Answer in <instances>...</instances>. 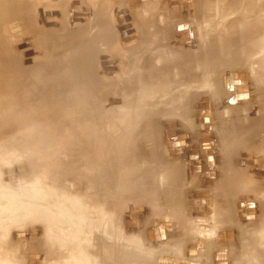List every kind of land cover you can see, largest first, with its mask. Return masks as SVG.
Returning a JSON list of instances; mask_svg holds the SVG:
<instances>
[{
	"label": "rangeland",
	"instance_id": "374dc122",
	"mask_svg": "<svg viewBox=\"0 0 264 264\" xmlns=\"http://www.w3.org/2000/svg\"><path fill=\"white\" fill-rule=\"evenodd\" d=\"M112 1L114 4L127 2ZM138 1V10L131 9L130 13L125 5L117 6L106 21L105 13L101 17L97 10L92 17L91 12L81 6L83 4L79 6L78 0H72L68 12L63 10V4L56 8V0H0V47L3 49L0 57H5L13 69L12 77L22 76L25 88L30 91L28 106L31 110L26 112L29 119L24 112H19L20 109L16 110V114H23V121H26H21L20 125L13 122L14 129L13 126L8 128L9 158L0 157V264H113L110 262L113 259L120 261L118 264H151L153 257L156 264H164L171 257L166 255V246H169L166 238H161L165 242L160 246L153 245L155 240L149 239L152 240L149 245L145 240L146 230L153 231L160 226L143 231L142 222L139 229L135 225L137 213L141 212L143 218L144 209L134 206L143 205L147 210L145 214L149 211L148 202L139 196L137 183V186L133 181L117 185L114 182L115 169L107 168L108 176L102 177L103 170H97L95 166L96 172H93L96 176L91 175L93 182L90 177V182L82 176L75 179L74 175L70 176L72 173L67 177L63 173L60 176L61 171L73 169L72 164L76 161L68 155L69 152L65 154L62 147L70 143L69 140L59 137L60 141L56 142V110L77 112L81 105L90 104L98 97L101 108L94 103L88 109L93 114H103L100 115L104 117L100 131L107 133L111 140L132 135L128 132L134 129L139 142L136 139L132 143L134 146H130L136 150L133 156H139L136 157L137 177L141 173L156 183L164 182L163 186L167 174L156 171L163 169L162 166L157 168L156 155L167 151L169 144L164 143L167 130H172L166 135L170 141L184 137L190 145L196 142L197 145L191 146L193 150L188 151L190 156L195 152L194 147L201 144L203 152L199 149L196 156L201 158L198 161L202 167L205 166L204 157L210 155L209 158H213L212 149L208 148H214V124L264 117L260 108L264 104V45L260 44L264 38V0ZM119 14L129 23L131 30L128 32L132 34L129 37L121 31L123 28L119 29L124 35L118 32L116 16ZM45 19H53V22L48 20L44 27L42 22ZM108 60L115 68L104 71L103 62ZM42 70L48 75L44 76L46 82L36 77ZM89 77L93 78L92 82ZM233 79L234 86L235 83L242 85L241 92L233 88ZM47 85H51V89L56 87V96L43 93L44 88L50 89ZM31 101L34 106L29 103ZM18 106L22 108V105ZM119 109L127 112L122 113ZM196 109L205 126L197 119ZM76 116L80 117L78 112ZM170 122L174 124L168 125ZM32 127H38L39 132ZM206 129L210 131L203 132ZM181 132L187 134L177 135ZM204 133L211 138L199 141ZM31 134L35 137H30ZM208 139L212 146L207 143L209 147L202 148V140ZM172 152L175 153L171 155L176 154V149ZM56 155L60 156L59 163ZM179 155L192 161L186 152ZM78 156L79 165L85 164V160L81 163L82 157ZM133 156H123L122 180L134 173L131 168L135 162H132ZM251 157L255 160H245L243 166L251 167L255 174L261 173L262 168H258L254 154L248 152L246 158ZM107 158L111 160V157ZM1 159L8 164H3ZM189 165L188 171L192 168ZM57 166L64 169L57 172ZM87 170L82 167L79 171L85 173ZM191 172L199 174L203 180L204 175H208L205 181L202 180L207 185L215 176L214 173L202 175V170ZM100 183L104 185L100 186ZM194 195L199 207L207 206L206 190L195 191ZM56 202L60 204L56 205ZM248 206L254 216L251 220H244ZM205 213L203 209L196 211L199 215ZM129 220L134 222L135 226H131L136 230L127 225L125 228L124 221L128 223ZM190 231L197 237L188 244L186 255L181 258L191 264H264V195L248 201L237 214L236 223L221 225L219 232L202 228L200 224L191 226ZM151 233L148 231V237ZM223 234L224 239L231 240L220 242L218 238ZM207 239L212 242L209 250H206Z\"/></svg>",
	"mask_w": 264,
	"mask_h": 264
},
{
	"label": "crops",
	"instance_id": "0c3cea01",
	"mask_svg": "<svg viewBox=\"0 0 264 264\" xmlns=\"http://www.w3.org/2000/svg\"><path fill=\"white\" fill-rule=\"evenodd\" d=\"M78 1H80L79 6L83 4L81 6L85 11L91 12L92 17L97 10L101 17L103 12L110 17L111 11L120 5H125L131 13V9L133 11L137 9L139 3L138 0H127V2L114 0L118 2L117 5L112 0ZM71 2L72 0H56V8L63 4V10L68 12ZM260 108L264 111V104ZM250 119L253 117L251 116ZM213 134L214 157L217 164L214 169L212 168L215 176L211 184H204L201 176L189 173L187 159L178 160L175 156L166 154L157 168L160 165L165 168L170 178L166 177L164 186V182L158 181L159 191L151 190L147 186L144 189V193L148 195L149 204L146 206L149 211L141 220L143 231L164 224L170 233L169 246H166L168 256L186 255L188 244L197 237V234L190 231L191 226L200 224L202 228L216 229L219 232L221 225L236 223L237 214L242 212L248 201L264 195V117L257 116L255 120L234 119L228 124L221 123L216 126L214 124ZM248 152L254 154L258 168H262L261 173L255 174V170L252 171L251 167L243 166ZM172 166L176 169L173 170ZM198 190H206L208 193L207 206H203L204 208L199 207L195 200L194 193ZM198 209H203L206 213L196 214ZM227 216L230 218L229 222ZM211 243L210 240H206V250H209ZM151 264H156L154 257Z\"/></svg>",
	"mask_w": 264,
	"mask_h": 264
},
{
	"label": "bare ground",
	"instance_id": "6f19581e",
	"mask_svg": "<svg viewBox=\"0 0 264 264\" xmlns=\"http://www.w3.org/2000/svg\"><path fill=\"white\" fill-rule=\"evenodd\" d=\"M101 7V6H100ZM45 11H46V9H45ZM50 12H52V10L50 9L49 10ZM37 12V11H36ZM104 13V12H103ZM102 13V14H103ZM38 16V15H37ZM99 16V15H98ZM105 16V18H106V21L108 20V15H104ZM116 18H117V22L119 23H117L118 25H119V27H118V32H123V33H125V36H131L130 35V33L128 32V31H130L131 30V28L129 27V23L128 22H126V18L123 16V15H121V14H119V17L118 16H116ZM40 20V19H39ZM48 20H51V19H47V21H46V19L44 20L45 22H42L43 24H44V27H45V25H46V23H48ZM53 20V19H52ZM51 20V21H52ZM99 20V19H98ZM101 21L103 20V19H100ZM101 21H100V23H101ZM104 22H106L105 21V19L103 20ZM102 21V22H103ZM41 22V21H40ZM50 22V21H49ZM53 22V21H52ZM51 23V22H50ZM55 24V23H54ZM102 24V23H101ZM13 25V24H12ZM56 26V25H55ZM11 28H12V26H11ZM119 28H123L121 31H120V29ZM88 29V28H87ZM55 30V29H54ZM105 32V31H104ZM107 32H108V29H107ZM121 32V33H122ZM122 33V34H123ZM127 33H129V35L127 34ZM132 33V32H131ZM263 33V32H262ZM260 34V33H259ZM124 35V34H123ZM125 36H123L124 38H125ZM263 37H264V34L262 35ZM130 42V41H129ZM260 44L261 45H264V38H262L261 39V41H260ZM0 45H1V43H0ZM47 45V44H46ZM45 46V45H44ZM139 47H140V45H138ZM6 47V46H5ZM4 47V48H5ZM161 47V46H160ZM150 48V47H149ZM9 49V48H8ZM135 49H137L136 47H135ZM1 50H3V49H1V47H0V51ZM7 50V49H6ZM5 50V51H6ZM41 50V49H40ZM151 51V50H150ZM153 52V51H152ZM151 52V53H152ZM1 53H2V51H1ZM9 53V52H8ZM150 53V54H151ZM8 55H7V53H6V57H7ZM10 56V55H9ZM9 58V57H8ZM13 59L11 58V61H12ZM6 61H7V59H5V57L3 58H1L0 57V157H5V159L6 158H9V154H10V150H11V143H10V137H9V132L10 131H8L9 129V127L11 126H13L15 123L16 124H18L19 123V125H20V122L21 121H23V114H21V115H17L16 114V110L17 109H20V113L22 112H24L25 113V115L28 113V112H31V110L29 109V106H28V100H29V98H30V96H28L29 94L28 93H30V91H29V89H26L25 88V83L24 82H22V76L20 75H18V76H14V77H12V74H11V72H12V70L13 69H11V67L6 63ZM110 62L111 61H104L103 62V69H104V71L105 70H108V68L109 67H112L113 69L115 68V66H114V63H112L111 65H110ZM137 62V61H136ZM147 62V61H146ZM137 63H139V62H137ZM141 63L143 64V61H141ZM145 63V62H144ZM137 66H139V65H137ZM144 66V65H143ZM126 67V66H125ZM132 68H133V66H131ZM141 66H139L138 68H140ZM124 68V67H123ZM135 69H136V67H134ZM133 68V69H134ZM30 70V69H29ZM140 70V69H139ZM26 71H27V69H25L24 70V72L26 73ZM70 71V70H69ZM135 71V70H134ZM137 71V70H136ZM41 71H39V73L38 74H36V77H39V78H41V80H43L44 82H46V78L44 77L45 75H47V74H43V70H42V73H40ZM52 72V71H51ZM66 72V71H65ZM109 72V71H108ZM113 72V71H112ZM153 72V71H152ZM111 73V72H110ZM135 73V72H134ZM139 73V72H138ZM143 73V72H142ZM145 73V72H144ZM132 74H133V71H132ZM157 74H158V72H157ZM28 75V74H27ZM122 75V74H121ZM143 75V74H142ZM48 76V75H47ZM68 76V75H67ZM127 76V75H126ZM49 77H51L50 75H49ZM53 77V76H52ZM120 77V76H119ZM131 77V76H130ZM137 77H138V75H137ZM61 78H63V77H61ZM72 78V77H71ZM77 78V77H76ZM129 78V77H128ZM132 78V77H131ZM131 78H130V80H131ZM143 78V77H142ZM47 79H49L48 77H47ZM52 79L53 78H51L50 80L52 81ZM54 79H56V77L54 78ZM66 79V78H65ZM91 79V80H90ZM92 79L93 78H90L89 77V80L92 82ZM121 79V78H120ZM120 79H118V80H120ZM127 79V78H126ZM41 80H39L38 82H40ZM135 80V79H134ZM143 80V79H142ZM55 80H53V82H54ZM65 81V80H64ZM64 81H63V83H64ZM69 81V80H68ZM74 81H75V79H74ZM80 81V80H79ZM89 81V82H90ZM115 81V80H114ZM128 81H129V79H128ZM48 82V81H47ZM56 82V81H55ZM90 82V83H91ZM137 82V81H136ZM141 82V81H140ZM43 83V82H42ZM72 83V82H71ZM70 83V84H71ZM75 83H77V82H75ZM44 84V83H43ZM49 84V83H48ZM52 84V83H51ZM74 84V83H73ZM78 84V83H77ZM39 85V84H38ZM42 85V84H41ZM55 85V84H54ZM87 85V84H86ZM239 84H237L236 85V83H235V86H234V79H233V81H232V86H233V88H235V89H242V85H239ZM44 86H46L45 84H44ZM43 86V87H44ZM47 86H51V85H47ZM53 86V85H52ZM90 86V85H89ZM114 86V85H113ZM132 87V86H131ZM136 87V86H135ZM41 88V87H40ZM47 88V87H46ZM46 88H44L45 90H43V93H45V95L46 94H52V95H55V93H56V87L55 88H53V89H51V87H50V89H48V90H46ZM59 88H60V86H59ZM72 88H74V87H72ZM84 88V87H83ZM113 88V87H112ZM69 89H70V87H69ZM87 89H89L88 87H87ZM109 89V88H108ZM117 89V88H116ZM35 90V89H34ZM33 90V91H34ZM82 90V89H81ZM33 91H32V93H33ZM87 92V91H86ZM113 92V91H112ZM70 93V92H69ZM72 93V92H71ZM90 93V92H89ZM98 93V92H97ZM126 93V92H125ZM78 94V93H77ZM32 95H34V94H32ZM76 95V94H75ZM91 95V94H90ZM56 96V95H55ZM66 96H67V94H66ZM125 96H127V95H125ZM133 96V95H132ZM137 96V95H136ZM29 97V98H28ZM44 97V96H43ZM47 97H48V95H47ZM47 97H45V98H47ZM88 97V96H87ZM100 97V96H99ZM98 97H96L95 99H93L92 101H90V104H86V105H81L79 108L80 109H78V113H79V115H80V117H77L76 116V114H77V112L76 111H74V112H71V111H69V112H64V111H62L61 112V110L60 109H58V107H57V109L58 110H56V142L57 141H60V139H58L59 137L61 138V139H63V140H69V142L70 143H68L66 146H62L63 148H64V151H66V153L65 154H67V152H69L68 153V155H71L70 157H73V159H74V161H76V162H73V169H66V170H64L63 172L61 171V173H59L60 174V176L62 175V173L64 174L63 176L65 177H67V176H69L71 173H72V175H70V176H73V178H75V179H77L78 178V176H82V177H84L85 179H87V181H89L90 182V180H91V182H93L92 180H93V178L91 179V175H95V172H96V169L97 170H99V169H102L103 170V172H102V177L103 176H108L107 175V168H110V169H115V172H116V175H115V173L113 174V176L115 175L116 176V179L114 180V182L116 181L117 182V185H123L125 182H131V181H133V182H135L134 183V185L135 186H137V185H139L140 186V188L138 189L139 191V196H141L142 197V199L141 200H143L144 202H148V198L147 197H145V193H144V189L146 188V186L147 187H153V186H156V187H153V188H150L151 190H155V191H157L158 190V186H157V183L155 182V181H151V180H149V179H147V178H145V176L146 175H143V176H141V173H140V175L137 177V159H138V157H137V159H136V157H134L133 155L135 154V151H134V147H131L130 145H133L132 143L133 142H135V140L137 139V141H138V138L135 136V134H136V131H134V129L133 130H130V129H128L127 128V130L129 131L128 133H131L132 132V135H129V136H127V135H125L126 137H120V139H119V136L117 137V138H112L111 140L107 137V133L105 134L104 133V131L102 130V131H100L101 130V126L103 125V122H104V117L103 116H101L100 117V115H103V114H101L100 112H99V115L97 114H93V113H91L90 112V109H88V106L89 107H91L94 103H97V104H99L100 102H101V100L98 98ZM112 98V97H111ZM114 98V97H113ZM34 99V98H33ZM32 99V100H33ZM43 99V98H42ZM49 99V98H48ZM57 99V98H56ZM76 100V99H75ZM50 101V100H49ZM48 101V102H49ZM53 101V100H52ZM126 101H128L127 99H126ZM66 102V101H65ZM84 102V101H83ZM121 102H122V100H121ZM123 102H125V101H123ZM122 102V103H123ZM29 103H31V105H33L34 106V104H32V101L31 102H29ZM49 103H52L53 104V102H49ZM54 103H56V102H54ZM67 103V102H66ZM126 103V102H125ZM199 103H201V101H199ZM207 103V102H206ZM124 104V103H123ZM127 104V103H126ZM18 105H22V106H20V107H22V108H18L19 106ZM31 105H30V107H31ZM48 105V104H47ZM72 105V104H71ZM96 105V104H95ZM100 105V104H99ZM102 105V104H101ZM101 105H100V108H101ZM121 105V104H120ZM120 105H118V106H120ZM37 106V105H36ZM44 106V105H43ZM53 106H55V104H53ZM62 106V105H61ZM69 106H70V104H69ZM122 106V105H121ZM124 106V105H123ZM127 106V105H126ZM125 106V107H126ZM201 106V105H200ZM17 107V108H16ZM48 107V106H47ZM87 107V108H86ZM114 107H116L117 108V104H116V106H115V104H114ZM210 107H211V105H210ZM41 108V107H40ZM44 108V107H43ZM63 108V107H62ZM72 108V107H71ZM78 108V107H77ZM119 108H121L122 109V107H119ZM127 108V107H126ZM196 108H198L197 106H196ZM201 108V107H200ZM14 109H15V111H14ZM35 109V108H34ZM99 109V108H98ZM118 109V108H117ZM121 109H119L120 111H122ZM123 109H125V108H123ZM92 110V109H91ZM103 110V109H102ZM114 110H116V109H114ZM128 110H129V108H128ZM201 110H203V109H201ZM205 110H207V109H205ZM13 111H14V113H13ZM17 111V112H18ZM60 111V112H59ZM68 111V110H67ZM124 112L126 111V110H123ZM123 111H122V113H123ZM138 111V110H137ZM200 111V110H199ZM210 111H211V108H210ZM27 112V113H26ZM83 112V113H82ZM119 112V111H118ZM127 112V111H126ZM206 112V111H205ZM82 115H81V114ZM102 113H104V112H102ZM16 114V115H15ZM74 114H75V116L77 117V118H75L74 117ZM125 114V113H124ZM123 114V115H124ZM129 114V113H128ZM199 113H198V109H196V117H197V119L198 120H200V124H202V125H204L205 126V124H204V122H203V118H199V115H198ZM28 115V114H27ZM26 115V116H27ZM31 115V114H30ZM50 115V114H49ZM54 115H55V113H54ZM122 115V114H121ZM123 115H122V117H123ZM125 115H127V114H125ZM201 115H202V113H201ZM208 116V115H207ZM25 117V116H24ZM28 117V116H27ZM54 117V118H55ZM103 117V118H102ZM125 117V116H124ZM209 117V116H208ZM207 117V118H208ZM212 118V115H210V119ZM28 119H29V117H28ZM27 119V120H28ZM206 119V118H205ZM24 121H26V119L24 120ZM23 121V122H24ZM35 121H38V120H35ZM211 121V120H210ZM13 122H14V124H13ZM34 122V121H33ZM60 122V123H59ZM123 122V121H122ZM212 122V121H211ZM27 123V122H26ZM26 123H25V125H26ZM41 123V122H40ZM121 123V122H120ZM210 123V122H209ZM13 124V125H12ZM22 124V123H21ZM24 124V123H23ZM63 124V125H62ZM67 124L69 125V124H71L70 125V127H68L67 126ZM171 124H174V122H170L168 125H171ZM211 124V123H210ZM131 125V124H130ZM134 124H132L131 125V127L133 126ZM167 125V126H168ZM192 125H193V123H192ZM191 125V126H192ZM196 125V124H195ZM212 125V124H211ZM24 126V125H23ZM37 126V125H36ZM120 127H117V125H116V127L117 128H124V127H121L122 125H119ZM125 126V125H124ZM135 126V125H134ZM133 126V127H134ZM166 126V127H167ZM208 126H210V125H208ZM207 126V127H208ZM16 127V126H15ZM17 127H18V125H17ZM25 127H27V126H25ZM126 127V126H125ZM128 127V126H127ZM130 127V126H129ZM19 128V127H18ZM30 128V127H29ZM33 128V127H32ZM38 128V127H37ZM35 129V128H33L34 129V131H36V132H39V130L40 129ZM113 128V127H112ZM137 128V127H136ZM195 128H197V126L195 127ZM12 129H14V126L12 127ZM15 129H17V128H15ZM21 128H19V130H20ZM50 129V128H49ZM116 129V128H115ZM199 129H200V127H199ZM198 129V130H199ZM11 130V129H10ZM18 129H17V131H19ZM25 130V129H24ZM23 129H22V131H24ZM26 130H27V128H26ZM105 130V129H104ZM113 130L114 129H112V132H113ZM136 130V129H135ZM16 131V132H17ZM42 131V130H41ZM40 131V132H41ZM100 131V132H99ZM123 131V130H122ZM125 132H126V128H125V130H124ZM138 131V130H137ZM170 131H172V130H167L166 131V133H165V139H164V143L166 142H168L167 144H169L165 149L167 150V151H164L165 152V154H161V155H156V160H157V162H158V164H160L161 162H162V159L163 158H165V156H166V154H169V156L171 155V153L173 154V153H175V152H172L173 150H172V148L173 149H176L174 146H171V144L172 143H176L178 140H176L175 138V141L173 140L172 141V139H171V141H170V139H168L167 138V134L170 132ZM207 131H210V129H206V130H204L203 132H207ZM13 132H15L14 130H13ZM44 132V131H43ZM111 131L109 132V133H112ZM124 132V133H125ZM201 132V131H200ZM65 133V134H64ZM108 133V134H109ZM127 133V134H128ZM63 134V135H62ZM66 134H70V135H68V137H66L65 135ZM183 134H187V133H183V132H181V133H177V135H183ZM12 135V134H11ZM111 135H113V134H111ZM122 135L124 136V134H123V132H122ZM121 136V135H120ZM188 138H189V135H186ZM210 135H205V133L203 134V135H201V137H200V139H199V141L202 139V138H208ZM30 137H35V134H31L30 135ZM113 137V136H112ZM37 138V137H36ZM35 138V139H36ZM209 138H211V137H209ZM190 139V138H189ZM38 140V139H37ZM209 141H210V139H208ZM207 140V141H208ZM170 141V142H169ZM183 141H185V139L183 138V139H181L180 140V142H183ZM65 143L67 142V141H64ZM139 142V141H138ZM39 142H37V144H38ZM190 142H186L185 141V144H186V147L185 146H183L182 148V153H185L186 152V155L188 156L189 155V152L190 151H192L193 149L191 148V146H193V144L194 145H197L196 144V142L195 143H192L191 142V145L189 144ZM199 143V142H198ZM201 143V142H200ZM199 143V144H200ZM70 144V145H69ZM209 145H210V143H208ZM208 144H207V146H208ZM214 144V143H213ZM134 146V145H133ZM188 146L190 147L189 149H188ZM210 146H212V145H210ZM137 147V146H136ZM135 147V148H136ZM209 147V146H208ZM59 148V147H58ZM61 148V147H60ZM199 149H200V151H202V149H201V144H200V147H199ZM208 149H212V153H213V158H212V160L209 158V156L210 155H208V157H207V159H206V157H204L205 159H203L204 161H205V164H204V162H203V165H205V166H202L201 167V164H200V166H195V167H193V164H190L189 165V159L187 158V160H188V165L189 166H191L192 168H189L190 170V172L191 171H193V172H200L201 170H202V175H204V173L206 174V173H209V174H211V173H213L214 171H213V167H215L216 166V158L214 157V148L212 147V148H208ZM189 151V152H188ZM203 152V151H202ZM182 153H180V154H182ZM78 155H80L81 157H82V159H80L81 160V163H83V161L85 160V164H81V165H79V162L76 160V156H78ZM175 155H177V153L176 154H174L173 156H175ZM200 155H201V153H200ZM62 156V155H61ZM123 156H133L135 159H133V161L132 162H134V160H135V162L134 163H132V165H131V168L133 167L134 168V173L132 172V174L129 176V175H127V176H129L128 178H127V176L125 177L124 176V180H122L121 179V177L122 176H120V175H123V173L121 174V171L123 170V167H124V160H125V158H123ZM172 156V155H171ZM196 156V155H195ZM202 156V155H201ZM249 156V155H248ZM64 157V156H63ZM107 157H111V160H110V158L108 159ZM132 157V158H133ZM177 159L179 160L180 158H181V155H177ZM188 157H190V155L188 156ZM62 158V157H61ZM66 158V157H65ZM78 158H80L79 156H78ZM77 158V159H78ZM106 158L110 161V162H108L107 160H106ZM129 158V160H131V158L130 157H128ZM5 159H1V161H2V163L3 164H8L7 162H6V160ZM59 159H60V156L59 155H56V160H58V162L57 163H59ZM72 159V160H73ZM124 159V160H123ZM197 159H200L201 160V158H199V157H197ZM254 158H246V159H244V161L245 160H253ZM68 160V159H67ZM79 160V161H80ZM173 160V159H172ZM255 160V159H254ZM64 161V160H63ZM169 161V160H168ZM175 161V160H174ZM190 162H192V161H190ZM154 163V162H153ZM166 163H168L167 161H166ZM209 164H210V166H209ZM176 165V164H175ZM244 165V164H243ZM95 166V168L96 169H93V167ZM161 166V165H160ZM177 166V165H176ZM82 167H86V169H88L85 173H83L82 171H79ZM164 167H166V166H164ZM58 168V169H57ZM61 169L63 168V167H60ZM60 168H59V166H57L56 167V170H57V172H59L58 170H60ZM129 168V167H128ZM140 168V167H139ZM159 168V167H158ZM167 168H168V165H167ZM213 168V169H212ZM64 169V168H63ZM62 169V170H63ZM165 168H163V169H157L156 171H163V173H166L167 174V176H169V178H170V175L167 173V171H165L164 170ZM172 169L173 170H175L176 169V167H175V169H174V167L172 166ZM196 169H198L197 171H196ZM95 170V172H93ZM109 171H111V170H109ZM57 172H56V174H57ZM100 172V171H99ZM111 172H113V171H111ZM93 173V174H92ZM192 173V172H191ZM76 174V175H75ZM97 174V173H96ZM99 174V173H98ZM109 174V173H108ZM111 174V173H110ZM130 174V173H129ZM136 174V175H135ZM192 174H194V173H192ZM198 174V173H197ZM93 175V176H94ZM125 175V174H124ZM199 175V174H198ZM96 176V175H95ZM112 176V175H111ZM197 176V175H196ZM62 177V176H61ZM60 177V178H61ZM88 177H90L89 179L90 180H88ZM204 177H206L207 178V175H204ZM209 177V176H208ZM58 178V177H57ZM56 178V179H57ZM59 178V179H60ZM70 178V177H69ZM129 179V180H127V179ZM138 178V179H137ZM206 178H204L205 180H206ZM58 179V181H60ZM96 179H99V182H101L100 181V178L99 177H96ZM136 180V181H135ZM165 180V179H164ZM205 180H203V181H205ZM96 181V180H95ZM207 181H209V180H207ZM57 182V181H56ZM107 182H109L110 183V181H107ZM115 182V183H116ZM97 183V182H96ZM103 183V182H102ZM105 183V182H104ZM108 183V184H109ZM136 183H137V185H136ZM57 184H59V182L57 183ZM111 185H112V182L110 183ZM98 185V184H97ZM104 185V184H103ZM103 185H101V183H100V186H103ZM159 185V184H158ZM59 186V185H58ZM113 186H115V185H113ZM129 186V185H128ZM128 186H126V187H128ZM135 186H133L134 188H135ZM142 186V187H141ZM96 187H98V186H96ZM111 187V186H110ZM148 188V189H149ZM101 189V188H100ZM99 189V190H100ZM133 189V188H132ZM137 189V188H136ZM136 189H135V191H136ZM98 190V191H99ZM134 190V189H133ZM58 191H60V190H57L56 192H58ZM135 191H134V193H135ZM59 193V192H58ZM155 193V192H154ZM138 196V195H137ZM148 196V195H147ZM81 197V196H80ZM151 198H153V197H151ZM60 203L59 202H56V205H59ZM80 204V203H79ZM149 204V203H148ZM74 209H76L77 210V213H78V209H77V206L76 205H74V207H73ZM134 208H139V209H141V208H143L144 209V213H143V215L147 212V210L145 209V207L143 206V205H135L134 206ZM64 210H66V211H69V210H67V209H65V208H63ZM72 209V208H71ZM136 213H137V211H136ZM142 213L141 212H139V213H137V216H136V224L135 225H137V229H139L140 228V226H141V223L140 222H142L141 221V219H142V215H141ZM132 215V214H131ZM78 216V215H77ZM80 217V216H79ZM129 218H131V217H129ZM127 221V220H126ZM144 224V223H143ZM126 225H127V227H130L131 225H134V222L133 221H128V223L127 222H125L124 221V226H125V228H126ZM134 225V226H135ZM132 227L131 226V229H133V230H136L135 229V227ZM158 228H163V229H158ZM157 229L159 230H154L153 229V231L151 230V229H148V230H146L145 231V240H146V242H147V244L149 245L150 244V242L152 241V240H155L154 241V243H153V245H156V246H160L161 244H163L164 242H163V239H161V238H166L165 240L167 241L168 240V238H167V235H169L170 233H169V231H167L166 230V228L164 227V225L163 224H161L160 225V227H158ZM165 229V230H164ZM148 231H151L152 233H151V235H149L150 237H148ZM161 231H163V232H161ZM171 231V230H170ZM224 237V234L223 235H221L219 238H218V240L221 242V239ZM149 239H152L151 241H149ZM228 239V238H227ZM159 240V241H158ZM152 243V242H151ZM167 243H169V242H167ZM76 244H77V242H76ZM77 246V245H76ZM78 249V248H77ZM167 260H168V262H165L164 264H191V262L190 261H185V260H183L180 256H178V257H169V258H167ZM166 260V261H167ZM103 261H105V260H103L102 259V262ZM114 262V263H116V264H118L120 261H116L115 259H113V260H110V262ZM170 261H172V262H170ZM113 263V264H114ZM193 263V262H192ZM199 264V263H198Z\"/></svg>",
	"mask_w": 264,
	"mask_h": 264
},
{
	"label": "water",
	"instance_id": "95a60500",
	"mask_svg": "<svg viewBox=\"0 0 264 264\" xmlns=\"http://www.w3.org/2000/svg\"><path fill=\"white\" fill-rule=\"evenodd\" d=\"M237 91L238 92H241L242 90L241 89H237ZM204 116V115H203ZM184 137H177V139H178V141L176 142V143H172L171 144V146H174L175 148H176V153H178V154H180V153H182V147L183 146H185V141H183V142H180V140L181 139H183ZM209 142V140L208 141H205V140H202V148H204V149H207L208 148V146L206 145L207 143ZM206 143V144H205ZM172 150H174L173 148H172ZM198 150H199V147H197V146H195L194 147V151L195 152H193V153H191V160H192V162H191V164H193V167H195V166H200V164H201V162H200V160L198 161V159H197V156H195V155H198ZM252 163V162H251ZM195 165V166H194ZM198 169H196V171H197ZM208 176V175H207ZM248 208H249V206H248ZM252 213V211L250 210V208L245 212V214H244V220H251V219H253V214H251ZM225 240H231V239H224V237L221 239V241L223 242V241H225ZM193 247V246H192Z\"/></svg>",
	"mask_w": 264,
	"mask_h": 264
}]
</instances>
